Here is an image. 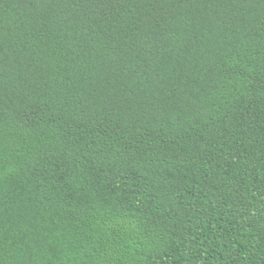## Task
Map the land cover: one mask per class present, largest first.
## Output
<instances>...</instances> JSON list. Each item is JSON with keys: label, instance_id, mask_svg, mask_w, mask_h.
<instances>
[{"label": "trees", "instance_id": "trees-1", "mask_svg": "<svg viewBox=\"0 0 264 264\" xmlns=\"http://www.w3.org/2000/svg\"><path fill=\"white\" fill-rule=\"evenodd\" d=\"M0 264H264V0H0Z\"/></svg>", "mask_w": 264, "mask_h": 264}]
</instances>
